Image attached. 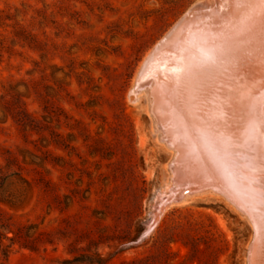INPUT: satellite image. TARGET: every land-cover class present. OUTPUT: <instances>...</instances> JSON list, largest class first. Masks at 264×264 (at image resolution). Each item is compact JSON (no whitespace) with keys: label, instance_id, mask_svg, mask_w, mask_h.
I'll return each instance as SVG.
<instances>
[{"label":"rangeland","instance_id":"1","mask_svg":"<svg viewBox=\"0 0 264 264\" xmlns=\"http://www.w3.org/2000/svg\"><path fill=\"white\" fill-rule=\"evenodd\" d=\"M219 1L0 0V264H249L251 219L174 180L177 152L139 87L169 29ZM210 125L231 162L234 134Z\"/></svg>","mask_w":264,"mask_h":264},{"label":"bare ground","instance_id":"2","mask_svg":"<svg viewBox=\"0 0 264 264\" xmlns=\"http://www.w3.org/2000/svg\"><path fill=\"white\" fill-rule=\"evenodd\" d=\"M225 2L213 8L203 2L193 5L196 9L186 12L146 57L139 87H148L163 139L177 152L174 180L206 184L245 212L255 230L248 263L264 264V37L253 32L264 25V3ZM241 3L249 14L228 10ZM206 16L223 26L198 20ZM181 35L186 40L176 45ZM226 109L229 119H224ZM210 122L234 134L231 162L207 139Z\"/></svg>","mask_w":264,"mask_h":264},{"label":"water","instance_id":"3","mask_svg":"<svg viewBox=\"0 0 264 264\" xmlns=\"http://www.w3.org/2000/svg\"><path fill=\"white\" fill-rule=\"evenodd\" d=\"M194 9H196V7H193L192 9H190L189 12H188L187 14H191V12H193ZM162 44H163V43H161V45H162Z\"/></svg>","mask_w":264,"mask_h":264},{"label":"trees","instance_id":"4","mask_svg":"<svg viewBox=\"0 0 264 264\" xmlns=\"http://www.w3.org/2000/svg\"><path fill=\"white\" fill-rule=\"evenodd\" d=\"M1 17H2V12H0V19H1ZM15 35H16V34H15ZM11 174H16V173H13V172H12Z\"/></svg>","mask_w":264,"mask_h":264},{"label":"snow or ice","instance_id":"5","mask_svg":"<svg viewBox=\"0 0 264 264\" xmlns=\"http://www.w3.org/2000/svg\"><path fill=\"white\" fill-rule=\"evenodd\" d=\"M262 3H264V0H261Z\"/></svg>","mask_w":264,"mask_h":264}]
</instances>
